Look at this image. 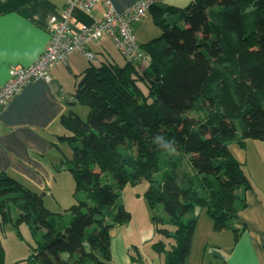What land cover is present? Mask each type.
<instances>
[{"label":"trees","instance_id":"obj_1","mask_svg":"<svg viewBox=\"0 0 264 264\" xmlns=\"http://www.w3.org/2000/svg\"><path fill=\"white\" fill-rule=\"evenodd\" d=\"M150 13L161 35L141 45L148 69L128 61L91 67L68 102L88 108L86 119L62 120L70 135L61 138L72 148L63 164L75 195L85 199L55 213L0 171L1 228L21 237L27 225L35 240L16 264H112L113 236L133 219L122 193L142 182L149 206L162 205L168 217L153 218L162 239L152 248L163 264H187L197 208L217 232L237 241L245 231L239 192L252 185L230 147L264 141V0H193Z\"/></svg>","mask_w":264,"mask_h":264},{"label":"crops","instance_id":"obj_2","mask_svg":"<svg viewBox=\"0 0 264 264\" xmlns=\"http://www.w3.org/2000/svg\"><path fill=\"white\" fill-rule=\"evenodd\" d=\"M68 1L0 0V89L8 82L13 65L31 66L44 53L50 42V20L61 15ZM140 1L112 0L119 12L131 9ZM154 1L155 6L184 9L193 0ZM105 10L103 5L92 13L74 9L73 32L93 27ZM155 27L149 12L135 26L140 45L155 38ZM89 50L96 55L93 62L81 53L72 55L66 65L52 70L50 82L39 80L29 84L0 113V171L43 195L45 205L55 213L66 211L74 200L83 197L75 195L76 181L63 164L72 157V148L61 140L70 135L62 120L71 113L82 115L83 119L88 110L82 106L83 114H79L81 105L70 106L68 102L91 67L127 64L108 34L91 43ZM230 150L245 165L252 185L251 190L239 192L246 201V207L239 213L246 229L236 241L232 231H215L208 213L197 208L192 217L197 218L198 225L187 264H264V141H248L246 148L233 144ZM143 208L146 216L138 226L133 216L113 236L112 264H163L162 257L152 248L162 238L156 232L150 211L146 206ZM134 248H138L140 255L136 263L132 259L136 255ZM210 248L213 259L208 257ZM218 259L221 263L216 262Z\"/></svg>","mask_w":264,"mask_h":264},{"label":"built area","instance_id":"obj_3","mask_svg":"<svg viewBox=\"0 0 264 264\" xmlns=\"http://www.w3.org/2000/svg\"><path fill=\"white\" fill-rule=\"evenodd\" d=\"M99 5L106 9L100 20L93 27H85L74 33L71 28L73 10L78 8L92 13ZM154 6V0H141L131 9L119 12L112 0H69L61 15L50 20V42L40 58L31 66L13 65L10 68L9 80L0 89V113L29 84L39 80L50 82L52 70L58 65H66L72 55L81 53L89 62H93L96 55L89 50V45L101 40L105 34L113 38L128 62L147 60L137 39L135 26Z\"/></svg>","mask_w":264,"mask_h":264},{"label":"rangeland","instance_id":"obj_4","mask_svg":"<svg viewBox=\"0 0 264 264\" xmlns=\"http://www.w3.org/2000/svg\"><path fill=\"white\" fill-rule=\"evenodd\" d=\"M155 31L157 32L155 34V38H157L161 35V30L158 27H155ZM124 60L127 62L126 59ZM98 64H99L98 62H95V65H98ZM149 64L150 63L148 60H144L138 63L137 66L140 70H145V69L147 70ZM83 109L88 110V108L87 107L85 108L84 106H83ZM78 111H79L78 112L79 114L80 113L83 114L82 106L79 108ZM86 118H87V115L83 119H86ZM167 157L168 156H165V158ZM184 167H185L184 168L185 171L191 172L192 170L190 169L191 165H190V168H189V165H186V164L184 165ZM148 186L149 185L146 182H142L138 184L137 186L129 185L123 191L122 197L120 199V203L124 204L127 210L130 211L132 215L135 217V220H136L135 226L136 225L138 226L139 222H141V218L146 216L144 208H143L144 206H146L148 210L150 211L151 218L152 217L154 218V216L159 215L160 218L164 220H168L167 214L165 213L162 205H159L154 209H152L148 205V202L143 196L144 193L147 191ZM80 195L83 196L81 197V199H85V195L83 193H81ZM78 199L74 200L72 204L70 205L72 206L76 204L78 202ZM71 206H69V208ZM62 213H65V211H63ZM144 220L145 219H143V223H144ZM21 235H22L21 237L18 236L16 229L13 226H9L4 230L0 226V241L3 244V247L5 249V254H6L5 264H16L17 262L22 261V260H27L30 257L32 253V249L35 246V240L27 225H24L21 228ZM41 237H42V234H40L39 238ZM208 257L209 258L213 257V249L209 250ZM216 262L221 263V259L216 260Z\"/></svg>","mask_w":264,"mask_h":264}]
</instances>
